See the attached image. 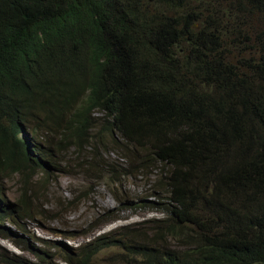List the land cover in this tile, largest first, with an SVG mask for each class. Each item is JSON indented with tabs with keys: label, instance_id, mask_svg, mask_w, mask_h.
I'll use <instances>...</instances> for the list:
<instances>
[{
	"label": "trees",
	"instance_id": "obj_1",
	"mask_svg": "<svg viewBox=\"0 0 264 264\" xmlns=\"http://www.w3.org/2000/svg\"><path fill=\"white\" fill-rule=\"evenodd\" d=\"M255 17L251 57L233 54ZM107 136L166 168L145 205L163 218L55 242L63 264L112 248L122 264H264V0H0V177L61 172L52 154ZM26 222L0 187V240L52 264ZM0 264L31 263L0 248Z\"/></svg>",
	"mask_w": 264,
	"mask_h": 264
},
{
	"label": "rangeland",
	"instance_id": "obj_2",
	"mask_svg": "<svg viewBox=\"0 0 264 264\" xmlns=\"http://www.w3.org/2000/svg\"><path fill=\"white\" fill-rule=\"evenodd\" d=\"M251 26L249 40L240 38L230 46L233 54L246 59L251 55L245 54V48L253 45L255 32L263 28L258 17L253 18ZM57 144L58 138L51 137L44 146L54 148ZM95 146V150L84 145L78 150L60 148L61 154H52L50 161L61 172L48 169L47 174L40 172L26 185L18 175L0 177L8 203L23 201L32 207L35 222L25 223L27 232L31 238L49 242L47 252L52 255V264H63L59 254L51 250L55 242L76 248L114 234L120 237L123 228L130 232L163 218L160 211L145 205L154 201L152 182L166 168L156 163L148 150H133L115 136H107L105 144ZM159 195L162 200L169 197ZM27 242L32 243V239ZM0 248L37 264L34 256L21 253L8 241L0 240ZM120 255L117 248L106 250L98 256L99 264H122L118 263Z\"/></svg>",
	"mask_w": 264,
	"mask_h": 264
}]
</instances>
